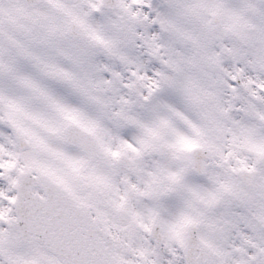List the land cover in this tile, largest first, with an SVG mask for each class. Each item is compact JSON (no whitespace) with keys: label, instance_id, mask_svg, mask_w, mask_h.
<instances>
[{"label":"snow or ice","instance_id":"snow-or-ice-1","mask_svg":"<svg viewBox=\"0 0 264 264\" xmlns=\"http://www.w3.org/2000/svg\"><path fill=\"white\" fill-rule=\"evenodd\" d=\"M0 264H264V0H0Z\"/></svg>","mask_w":264,"mask_h":264}]
</instances>
